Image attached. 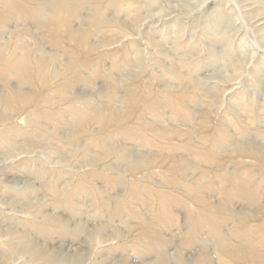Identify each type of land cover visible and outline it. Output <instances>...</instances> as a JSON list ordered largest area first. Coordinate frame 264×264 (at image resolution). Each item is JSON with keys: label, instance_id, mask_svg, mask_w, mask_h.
<instances>
[{"label": "rangeland", "instance_id": "obj_1", "mask_svg": "<svg viewBox=\"0 0 264 264\" xmlns=\"http://www.w3.org/2000/svg\"><path fill=\"white\" fill-rule=\"evenodd\" d=\"M55 1L0 22V264H264V0Z\"/></svg>", "mask_w": 264, "mask_h": 264}, {"label": "bare ground", "instance_id": "obj_2", "mask_svg": "<svg viewBox=\"0 0 264 264\" xmlns=\"http://www.w3.org/2000/svg\"><path fill=\"white\" fill-rule=\"evenodd\" d=\"M25 1H27L29 4H32V6L36 5L37 8L35 6V10H36L37 13L39 12V11H37V10H39L38 9L39 8V4L38 5L34 4V0H9L8 2H7V0L6 1L5 0H0V22L7 20L8 17H9V7H10L9 2H11L12 4H17V5L21 6L23 8V12L26 13L28 11V7L25 6V4H24ZM69 4H70L69 2L64 1V0L55 1L53 3L54 12L55 13H53V14L56 16L57 12H59V11L61 12L63 9H67L68 7L71 8V5H69ZM7 6H8V8H7ZM23 58H24V60L21 62V64L16 66L17 67L16 74H17L19 79L17 80V82H16L14 87L11 86L9 78L6 80V82L4 83V85H5L4 86L5 95H0V104H4V103L9 104V103L13 102L14 99H16V100L23 99V93L21 92V89H22V86H23L22 81H23L24 75H25L24 69H25L27 61H28L26 59L27 55H24ZM43 59H44V57H43ZM32 91L35 92L37 90H32ZM113 99H114V95L111 96V100L112 101H113ZM20 151L23 152L22 150H20ZM236 185L241 186L242 182L239 181ZM258 193L259 192H258V188L257 187L251 188L250 191H249L250 199L251 198L252 199L256 198ZM262 211H263V209H260L257 212L260 213ZM219 221H221V220H219ZM235 230H236V232L233 231L232 232V236L229 237V239H230L229 240V249H230L229 252L231 253V256H232L231 259L233 261L239 262L241 259L247 258V259H250L251 262H255V259L258 256V254H257L256 250L253 249V247L251 245H250L251 249L248 248V247H250L249 246V243H250V241H249L250 238L249 237H252V234H253V236L257 235V237L258 236L260 237L259 232L258 231L253 232L249 228L244 230V229H242V227L240 225L236 226ZM220 237L221 236L219 235V236L216 237V239L220 240ZM262 245H264V243ZM238 254H239V256H238ZM262 256L264 258V255H262V254L259 255V257H262ZM238 257H241V259H238Z\"/></svg>", "mask_w": 264, "mask_h": 264}]
</instances>
